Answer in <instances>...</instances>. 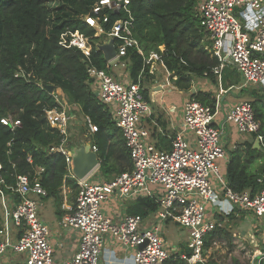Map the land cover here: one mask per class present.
<instances>
[{
	"label": "built area",
	"instance_id": "obj_1",
	"mask_svg": "<svg viewBox=\"0 0 264 264\" xmlns=\"http://www.w3.org/2000/svg\"><path fill=\"white\" fill-rule=\"evenodd\" d=\"M128 6V0H98L93 6L95 15L105 8L127 15L126 19L115 21L108 32L103 31L98 17L87 15L84 20L95 29V37L104 35L105 42L113 40L115 58L107 61L103 70L89 66L87 74L98 101L108 108L121 132L130 169L107 181L90 180L88 176L76 180L70 154L63 145L67 142L69 122L75 117L72 109L77 105L69 104L64 92L53 87L49 94L57 106L44 110L49 127L61 136L60 144L50 147L49 153L65 156L67 171L78 185L74 204L65 207L60 220L63 231L78 233V247L61 264H101L107 240L122 250L131 264H205L206 236L221 229L233 211L250 215L256 223L264 220V175L256 179L261 187L256 193H239L229 187L223 166L219 165L223 161L226 166L231 158L224 141L228 131L232 128L239 136L250 135L259 144L261 123L250 101L236 102L218 118V103L213 110L188 98L181 108L180 130H173L169 149H156L146 126L147 120L151 121L152 109L151 99L144 96V71L136 82L128 78L118 80L112 73V68L126 67L123 59L129 51L144 58L133 36ZM197 13L200 30L208 42L204 49L219 64L214 72L232 65L245 85L264 91V0H200ZM107 20L103 16L102 22ZM60 44L79 49L85 57L90 54L89 39L78 32L63 34ZM150 55L152 62H157V55ZM14 76L30 75L19 70ZM85 121L91 135L94 127L89 118L85 117ZM0 122L11 131L20 126L10 116ZM89 150L97 155L95 145L89 144ZM27 160L31 163L30 158ZM1 167L0 164V202L5 226L0 228V258L10 252L23 256L22 264H54L50 230L38 217L41 201L47 197L40 182L44 169H36L32 176L16 175L14 185L6 189L19 197L15 203L1 188L5 184ZM137 198L151 199L157 205L151 221L140 215L113 218L105 213L108 203L122 204ZM170 221L189 234L185 252L177 248L169 251L160 235L162 227ZM21 226H24L21 236L13 241V229Z\"/></svg>",
	"mask_w": 264,
	"mask_h": 264
},
{
	"label": "trees",
	"instance_id": "obj_2",
	"mask_svg": "<svg viewBox=\"0 0 264 264\" xmlns=\"http://www.w3.org/2000/svg\"><path fill=\"white\" fill-rule=\"evenodd\" d=\"M97 1L73 0L65 17H57L51 27V16L62 11V0H0V119L10 116L20 122V126L13 131L0 122V164L5 182L1 188L17 203L19 197L6 190L14 185L16 175L32 176L36 169H44L40 182L47 191V197L42 201L51 198L60 219L64 213L60 195L62 181L65 180L75 192L70 199L72 205L78 187L77 181L67 175L65 156L49 153L50 147L60 144L61 136L49 127L45 118L44 110L57 106L46 90L47 85L60 88L68 103L77 105L84 118H89L94 127L90 140L97 148L99 176L102 179L110 180L131 167L120 130L108 108L98 101L90 86L87 68L92 65L100 70L106 69L102 52L96 45H91L90 54L85 57L79 49L60 44L63 34L74 32L89 40H98L95 29L84 20L87 15L98 17L104 32H108L115 21L126 19L125 13L107 8L95 15L92 8ZM128 1L133 36L144 53V58L134 51H129L124 57L128 79L136 82L143 70L147 83H150L153 76L149 74L151 64L146 59L155 54L156 63L169 74V80L177 90L190 93L189 99L214 110L216 100L210 92H191L194 78H204L217 84L214 70L219 65L217 59L204 49L208 42L199 27L197 5L200 0ZM103 16L108 18L106 23L102 22ZM19 70L30 76L15 77ZM240 84L241 77L234 66L228 65L221 70L220 85L223 90L228 91ZM144 96L148 99V89L144 90ZM255 98L251 104L255 117L261 123L259 148L245 143V149H236L232 153L224 170L233 191H249L252 195L261 188L256 179L264 175V103H260L259 110L256 106L259 98ZM157 140V148L169 149V139L158 135ZM156 210L157 205L148 198H137L127 205L129 215L145 218ZM23 229L24 226L14 228L12 237L19 239ZM215 235L216 232H211L206 236L205 250L211 248V239Z\"/></svg>",
	"mask_w": 264,
	"mask_h": 264
},
{
	"label": "crops",
	"instance_id": "obj_3",
	"mask_svg": "<svg viewBox=\"0 0 264 264\" xmlns=\"http://www.w3.org/2000/svg\"><path fill=\"white\" fill-rule=\"evenodd\" d=\"M152 63L154 64V66L157 65V63H155V62H152ZM125 68H122V67H117L115 69L112 68V73L114 74V76L116 78H118V80L128 78V73H126ZM214 74L217 76L216 86L219 87L220 89H222V87L220 85V72L219 73L214 72ZM168 76H169V74H168ZM240 77H241L242 83H244L241 75H240ZM201 79H204V78H201ZM205 80H207V79H205ZM192 83H193V81H192ZM168 84H170L171 87H170V89H167V91L165 93L161 94V92H157L156 94L155 93L152 94V95H154V97H152L151 102H150L151 109H152V116H151V121L147 120V124H146L147 129L150 131V134H151V136H150L151 143H153V145L155 146L156 149L162 150V151H165V149H161L159 147L157 148V146H156L157 141H158L157 140L158 135L161 138L165 137V138L170 140V138L174 134L173 130H175L176 132L180 130V126H181V122H182V112H181L182 106H181V103L183 105V103L189 98V96H186V97L183 96L182 98H178L177 100L168 99L166 97L167 96L166 93L170 94L172 92V90H176L179 95L184 93L182 91L177 90L172 83H168ZM168 84H164V86H167ZM161 87L163 88V85ZM192 88H193V91H191L192 93H195L196 91L199 90V89H195L194 86ZM226 102H228V101L223 100V102H221V103L219 101V103H218V107H219L218 108V116H217L218 118H221L223 116V114L227 110H229L238 101L231 102L228 107L225 106ZM172 107L174 108L173 111L171 110ZM224 141L226 142V149H227V152L230 156H232V153L236 149H238V150L245 149V147H244L245 143H252L254 148H256V149L259 148L258 145L254 142L252 137L239 136L235 132V130L232 128L228 131L227 136H225V138H224ZM234 146H236V149H234ZM169 147H170V144H169L168 148ZM219 165L223 166L224 170L226 169V166L223 163V161H219ZM98 168H99V166H98ZM94 171L95 170H93L88 175L89 178L91 176H93ZM96 179H97V181L104 180V179L100 178V176H98ZM92 180L95 181V178ZM66 187H68V186H66ZM65 199L62 201V206H61L62 210L64 211L62 216L65 214V207L72 205L70 203V199H68V200L67 199L65 200ZM132 201H134V200L122 202V204H120L119 202L108 203L104 207L105 213L108 216L113 217V218H117V217L122 216L124 214H128L127 213V205L131 204ZM52 202H53V206H54L55 217L50 220V223L47 224V226L50 230V243L54 249V264H61L65 260L71 258L74 255V253L76 252L77 247H78V236L79 235L77 232H74V231L65 232L60 228V220L61 219L56 215V207H55L53 200H52ZM43 205H44V202L41 201L40 207H42ZM153 213L148 214V216L146 218L151 221L153 218ZM170 223L174 224L173 222L170 221L166 225H168ZM236 223L241 227L240 228L241 231H239L237 233L232 232L234 238H238V239L243 238L244 239V237H246V236L252 237L253 243H255L254 246L256 249L253 251V254L251 255V260L257 258L258 261H256V262L253 261V264H257V263L263 264L264 256L260 257L259 253H261V254L264 253V228L262 227L260 222H258V223L252 222L250 215H248L246 213H239L237 211H233L229 215V217H227V220L224 223L223 227L221 229L214 231V232H216V235L218 233H221V232L222 233L227 232L229 229L232 228L233 225H237ZM251 229L253 230V234L250 235ZM237 234L240 235V237L237 236ZM12 240L16 241L13 237H12ZM209 249H211V248H209ZM183 250L185 251L186 248ZM23 258L24 257L21 255H16L14 253L7 252V254L4 257L0 258V264H22ZM121 263L131 264V262L126 261L123 251L120 250L119 248H116L115 245L111 241L107 240L106 245L103 247V250H102L101 264H121Z\"/></svg>",
	"mask_w": 264,
	"mask_h": 264
},
{
	"label": "rangeland",
	"instance_id": "obj_4",
	"mask_svg": "<svg viewBox=\"0 0 264 264\" xmlns=\"http://www.w3.org/2000/svg\"><path fill=\"white\" fill-rule=\"evenodd\" d=\"M72 1L73 0H62L61 3L62 11L55 13L51 16L50 19L51 27H53V24L56 23L58 19L57 17L59 18L65 17V15L68 13L71 7ZM96 38H98V40L96 41L89 40L90 46L96 45L97 47L105 42L104 35H100ZM146 60H148V62L151 64L153 60L152 56L149 55V57ZM152 65L153 66H150V70H152L153 73L150 75L153 76V79L150 80V83H147V75L143 73L144 82H146L144 83V87L145 89H148V98L150 99L154 97V95H152L154 94L153 92H155V94L157 92H161V94L165 93L167 89H170L171 87L170 84L168 83H172L169 80L168 73L163 68H161L160 65L158 64L155 66L154 64ZM164 84H168V85L164 86ZM162 85L163 88L161 87ZM193 86L195 87V89L210 92L211 95L215 98L216 103H219V101L221 103L223 102V100L228 101L225 103L226 107H228L230 103L234 101L244 100V101L253 102L256 100L255 96L259 98V102L256 103V106L259 107V110L261 105L260 103H264V91L259 90L258 87L255 86H247L244 83H242V81L239 86L231 88L228 91H224L223 89L217 87L216 84H212L209 80H205L201 78H194L192 87ZM191 91H193V88ZM251 92H253L254 94H251ZM166 94H167L166 97L168 99H175V100H177L178 98H182L183 96L186 97L190 95L189 93L186 92L179 95L176 90H172L170 94L168 93ZM72 114H74L75 117L69 122L67 142L63 145V148L66 149L70 154L71 161H73V150L79 147L81 141L83 143H87V145H89V143L91 142L90 135L87 132V126L85 124L86 121L80 109L78 107L73 108ZM246 136L252 137L250 135H246ZM262 153L264 156V151H262ZM255 168H257V165L255 166ZM67 173H68L67 175L70 176V173L68 171ZM99 175L101 174L99 173V168L97 167L93 173V176L90 177V180L94 178L95 180H97L96 178ZM66 186L67 185L65 180H63L60 187V195L62 196V200H64L65 198L68 200L71 199L73 196H75L74 194L75 192L72 191L71 188H68ZM43 202L44 205L42 207H39L38 217L47 225L50 223V220L55 217L54 206L51 199H45L43 200ZM251 220L252 222H255V219L252 217ZM260 223L264 228V220L260 219ZM4 226H5L4 209L0 202V228ZM240 228L241 227L238 224L233 225L232 228L229 229L227 232L218 233L217 235L214 236V238L211 239V249H208L205 252V255L207 256V260L205 264H253V261L254 262L258 261L257 258L251 260V255L253 254V251L256 249L252 237L246 236L244 237V239L234 238L232 232L237 233L241 231ZM251 234H253L252 229L250 231V235ZM160 235L164 239L166 247L169 251H172L174 250V248H177L181 252H185L183 249L186 248L185 244L189 235L186 230L179 228L175 224L170 223L162 227ZM237 236L240 237V235L238 234Z\"/></svg>",
	"mask_w": 264,
	"mask_h": 264
},
{
	"label": "water",
	"instance_id": "obj_5",
	"mask_svg": "<svg viewBox=\"0 0 264 264\" xmlns=\"http://www.w3.org/2000/svg\"><path fill=\"white\" fill-rule=\"evenodd\" d=\"M97 49L102 52L106 62L112 60L116 56V50L112 39L97 46ZM46 90L49 93L52 92L53 86H46ZM98 166L99 160L97 155L89 150V145H82L73 150L72 174L76 180L87 177Z\"/></svg>",
	"mask_w": 264,
	"mask_h": 264
},
{
	"label": "bare ground",
	"instance_id": "obj_6",
	"mask_svg": "<svg viewBox=\"0 0 264 264\" xmlns=\"http://www.w3.org/2000/svg\"><path fill=\"white\" fill-rule=\"evenodd\" d=\"M85 146V145H87L86 143H83L82 141L80 142V144H79V146Z\"/></svg>",
	"mask_w": 264,
	"mask_h": 264
}]
</instances>
